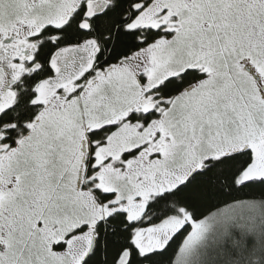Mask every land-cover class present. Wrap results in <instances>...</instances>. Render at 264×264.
I'll use <instances>...</instances> for the list:
<instances>
[{
  "label": "snow or ice",
  "instance_id": "obj_1",
  "mask_svg": "<svg viewBox=\"0 0 264 264\" xmlns=\"http://www.w3.org/2000/svg\"><path fill=\"white\" fill-rule=\"evenodd\" d=\"M241 193L264 197V0H0V264H168Z\"/></svg>",
  "mask_w": 264,
  "mask_h": 264
},
{
  "label": "trees",
  "instance_id": "obj_2",
  "mask_svg": "<svg viewBox=\"0 0 264 264\" xmlns=\"http://www.w3.org/2000/svg\"><path fill=\"white\" fill-rule=\"evenodd\" d=\"M238 205L255 207L256 213L245 218L230 215L226 210ZM264 197H226L223 202L197 213L194 220L208 219L209 224L200 241L187 250L185 240L192 224L185 225L174 238L168 253V264H264Z\"/></svg>",
  "mask_w": 264,
  "mask_h": 264
},
{
  "label": "rangeland",
  "instance_id": "obj_3",
  "mask_svg": "<svg viewBox=\"0 0 264 264\" xmlns=\"http://www.w3.org/2000/svg\"><path fill=\"white\" fill-rule=\"evenodd\" d=\"M203 233H204V232H203ZM203 233H202V235L200 236V238H199L198 240H196L195 242H193V243H192L187 249L191 248L193 245H196V244L200 241V239L202 238ZM187 249H185V247H184L183 250H187Z\"/></svg>",
  "mask_w": 264,
  "mask_h": 264
}]
</instances>
